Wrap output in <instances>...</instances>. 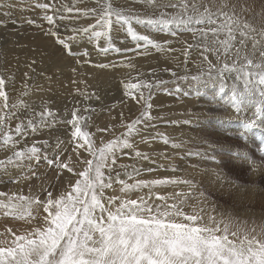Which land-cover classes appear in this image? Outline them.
<instances>
[{"label": "rangeland", "instance_id": "obj_1", "mask_svg": "<svg viewBox=\"0 0 264 264\" xmlns=\"http://www.w3.org/2000/svg\"><path fill=\"white\" fill-rule=\"evenodd\" d=\"M14 1L21 3H17L18 5L15 6L9 0L8 3L6 0H0V4L2 2L0 5L2 16L0 17V42L10 43L9 40L12 36L18 34L15 39L18 37L22 42L24 41L26 47L32 48V53L38 52L37 60L40 59L41 63L52 62V65L59 63L57 67L63 65L60 64V61L66 56L68 58L79 57L73 52L74 48L77 53L76 49L80 47L76 48V46L79 42L81 45H85L84 48H81V52L85 55V52L88 51L90 54L85 55L84 58L79 57L76 62L70 61V65L68 64L71 71H80L82 68L81 73L62 74L58 76L59 78L48 81L50 87L46 84L41 86L42 91H49L56 97L60 93L63 97L69 98L64 105L66 111L64 108L60 109H64V113L74 115V117L80 118V121L82 120L81 127L83 125V128H80L84 136L86 135L84 146L86 149L82 147L81 143L78 144L81 140L80 131L76 132V137L69 136L70 130L55 134L46 132L51 137L27 132L16 143L15 139L22 134L25 130L23 127L27 125L18 121L14 132H12L6 129L11 127L13 120H10L7 125H3V122L0 123L2 131H7L6 135L9 136L0 135V149L6 144L7 149L14 147L13 151L0 150V248L19 256L22 260L20 264H264V173L258 175L256 179H252V174L247 168L230 159L217 160L214 154H209L208 146L206 148V141L229 144L227 142L229 139L230 142L236 143L241 150H245L244 152L255 156L258 161H264V144L261 143L262 140H258L261 134L259 132L256 134L254 130L256 140L249 136L248 140L252 141L248 142L246 131L243 132L241 129L228 131L229 134H226L228 136L230 134L239 136L238 138H236L237 136L228 138L225 134H217V136L213 130L205 126L207 122V124L215 122L222 124L223 116H226L229 120L231 118L232 121L235 120L254 127L252 120L257 115L254 121L257 122V125L254 128L264 131V118L262 117L264 108L262 104H259V99H264V93H261L258 87V85L262 86L264 80L258 78L262 82L257 81L258 84H253L252 87L251 84L245 83L239 77L232 79V86L229 87L230 89L227 88L229 92H233L231 94L237 93L236 90L241 92L240 95L235 94L234 96V105L236 106L234 108L236 109L242 107L238 97L246 95L251 114H241L240 116L232 111V114L235 113V116L234 114L232 116L230 111L219 108L220 102L212 101L210 104H206L200 98L203 96L206 100H212V97H214L213 99L218 98L220 93V100L228 94V91L225 93L226 91L223 90L225 87L223 78L220 79L219 75L221 70L226 71L229 66L226 61L227 54L217 52L213 56L206 55L207 46L205 44L208 45V42L203 38L210 34L211 30L204 25L205 21L209 19H202L197 14L202 0H192V2H190L191 0H164L163 3L166 5L169 2L173 5L181 3L176 7L178 9L173 10L174 13L165 4L157 5L158 1L160 4L163 0H144L142 3L139 2L140 0H130L129 6L127 5L129 0H125V2H121V0H30L32 5L36 6L35 8H29L30 5L26 4L30 2L28 0ZM114 6L116 7L114 8ZM110 7L121 10L120 14L124 13L126 19L133 18L134 21L117 16L115 25H113V19L105 16L106 13L111 14ZM195 7H199L198 10H195ZM204 7L208 8L209 5ZM17 10H20L21 14ZM76 10L77 12H74ZM81 10L86 13L94 12L88 15V19L87 16L85 17V26L88 31L86 33L89 34V40L85 44L83 42L86 40H82L85 36L83 30L76 34L69 32L71 27H78L81 24L77 17L83 13ZM187 11L189 15L185 13ZM17 12L21 17L17 15ZM100 13L105 16L102 20H89L99 17ZM140 16L143 18L151 16L153 19L149 17V20L147 17L142 20ZM170 16H172L171 19ZM22 17L26 21L20 20ZM184 18H188L189 22L188 19L183 20ZM105 19L108 21L105 22ZM144 20L150 26L146 25ZM222 22H219L220 25L223 24ZM160 23L164 25H160ZM167 23H180L179 25L188 28L182 31L181 35H187L188 32L193 33L192 26L198 28L199 32L196 34L197 36L190 37L192 40L187 42L189 39H186V35L180 36L179 30L169 31L171 29L165 26ZM12 25L15 28H12ZM121 25L124 28L121 30L123 33H119L117 37L114 36V41L118 40V42H114L111 33H117L115 27L120 28ZM137 29L138 31H136ZM203 29L204 31H202ZM74 30H76L75 27L72 32ZM93 33L94 35H92ZM76 37L81 40L77 42ZM181 37H183V44L180 42L182 41ZM105 40L108 41L106 45L102 44V41ZM162 41H165L166 44ZM172 41L178 48H175L177 46L173 48L168 44ZM36 42L37 45H31ZM179 42L180 44H178ZM136 43L138 44L136 45ZM164 44L170 51L179 49L180 56L169 57L170 61H164L167 56L164 54L166 53ZM41 45L46 49H43ZM106 49L108 51L115 49L114 52L116 51L117 54L114 58L116 59H109L103 54L101 56L100 53L106 52ZM125 49L131 51H123ZM140 49L142 50L140 51ZM182 50H184V55H182ZM194 52L195 56H192ZM226 52L230 53L229 49ZM144 56L148 59L143 61ZM124 57L128 60L131 59L126 61ZM194 58L198 59L195 61ZM202 59L203 61L208 60L210 63L215 61V64L214 66L209 64L212 67L204 66ZM189 60L192 61L189 62ZM37 62L39 63V61ZM131 64L134 65L132 68ZM194 64L196 67L201 66L203 70L201 67L195 68ZM118 65L121 66L118 67ZM190 65H193L195 69L192 66L193 70H191ZM216 65H218V72L215 69ZM122 66H126V69L122 70ZM162 67L161 71H165V73L159 72L160 70L155 71ZM124 72L130 74L125 75ZM142 73L145 74L142 75ZM69 74L73 76L70 78ZM132 77L138 81L134 82ZM128 78L131 79V82H127ZM114 82L116 84H113ZM218 84L223 85L221 87L223 91L215 90L219 88ZM226 84H228L227 81ZM209 85L214 89L208 88ZM215 85H218L217 88ZM138 87L142 88L141 91ZM206 87L207 91H205ZM226 87L228 86L226 85ZM262 88L264 89V87ZM124 89L125 91H123ZM137 93L138 95L140 93L141 97L137 96ZM214 93L218 95L216 96ZM84 94L87 95L84 96ZM81 96L84 98L81 99ZM135 101H139V105ZM173 105L175 107H172ZM138 106L140 107L138 108ZM57 108L59 109V107ZM53 110L56 109L49 106L46 114H43V118L49 120ZM170 116L176 118V121H173L175 125L172 124V119H168ZM43 121L40 119L34 124H29L27 128L42 125ZM66 121L68 123H66V127L70 126L69 120ZM189 121H191L190 124ZM51 123L59 124L56 121ZM164 125L166 127H163ZM149 128H154L158 132L153 136L146 132V129ZM243 128L245 127L243 126ZM185 131L190 134L188 135ZM73 132L71 130V134ZM168 132L171 133V136H166ZM177 134H180L182 138L171 139ZM184 136L190 140V146L181 142L182 139L186 140ZM191 136L194 138H189ZM171 140L177 144H171ZM202 140L204 141L202 142ZM212 142H210V147L213 151L218 152L219 150L216 151L215 147L221 144ZM235 160L238 162L237 159ZM124 177H128L130 181ZM119 182L124 183L119 184ZM252 186H257V190H254L255 188ZM74 196L76 197L74 204L68 203ZM4 202H9L10 205H3ZM28 203H39V210L31 215L27 208ZM156 204H163L164 209L170 207L171 210L168 214L152 216L156 215V212L151 215L147 208ZM50 208H53L52 212ZM175 214L181 217L176 218L173 216ZM34 237L39 238L45 250L36 256L30 250V240ZM243 248L246 250L244 251ZM238 252H242L246 257L245 255L240 256L241 253ZM4 261H0V264Z\"/></svg>", "mask_w": 264, "mask_h": 264}, {"label": "bare ground", "instance_id": "obj_2", "mask_svg": "<svg viewBox=\"0 0 264 264\" xmlns=\"http://www.w3.org/2000/svg\"><path fill=\"white\" fill-rule=\"evenodd\" d=\"M2 1V0H1ZM5 1V0H4ZM10 1V3L11 4H15V6H17L18 4H20L21 2H16V1H14V0H9ZM21 1H23V0H21ZM25 1H27V0H25ZM28 1H30V0H28ZM107 1V0H106ZM118 1V0H117ZM139 1V0H138ZM142 1H144V0H140L139 2L140 3H142ZM158 1V0H157ZM160 1H162V0H160ZM169 1H172V0H169ZM6 2L8 3V0H6ZM73 2V1H72ZM109 2V1H108ZM121 2H125V0H121ZM147 2H149V1H147ZM159 2V1H158ZM158 2H157V5L159 6V5H161V4H165L166 5V3H163L164 2V0L160 3V4H158ZM166 2V1H165ZM190 2H192V0L190 1ZM189 2V3H190ZM201 3H200V10H198V8L199 7H195L194 9L196 10H198L199 12L197 13L199 16H200V18H202V19H205V18H208L209 20L208 21H205L206 23L204 24V25H206V28H210V30H211V33L210 34H207V35H205V37L203 38V40L204 41H207L208 42V45H206L205 44V46H207V48H206V55L208 54V55H216L217 54V52L218 53H220V54H227L226 56V61L229 63V66H228V69H226V71H220V75H219V78L221 79V78H223V83H224V86L225 87H223V85H219V88L218 89H215V90H218L219 92L220 91H226L225 93H227V91H228V94L225 96V97H221L222 99H220L219 100V96L221 95L220 93H219V96H218V98H215V99H213L214 97H212V100H209L208 98V100H206L205 98H203V96L202 97H200V98H202V100H204V103H206V104H210V102H212V101H218V102H220V104H219V108H221V109H225V110H228V111H230L231 112V114L230 115H232L233 116V114H234V116H235V113L236 114H240V116H241V114H251L252 112H251V110H250V108H249V103H248V99H247V97H246V95H243L242 97L241 96H237L238 97V100H239V102H240V104L242 105V107L241 108H234V96H235V94L236 95H240V91H238V90H236L235 88H234V90H236L237 91V93H235V94H231V93H233V92H229V90L227 89V88H229V87H231L232 85H231V81H232V79H237V78H239V77H241V80L242 81H244L245 83H248V84H251V86L253 87V84H255V85H257L258 84V82H262V81H260V80H264V0H202V1H200ZM18 3V4H17ZM25 3V2H24ZM114 3V2H113ZM129 3H131V1L129 0V2H127V5L129 4ZM168 3V2H167ZM196 3V2H195ZM1 4H2V2H1ZM0 4V5H1ZM26 4H28V5H30L29 6V8H35L36 6L35 5H32V2L30 1V2H27ZM82 4V3H81ZM109 4H110V2H109ZM115 4V3H114ZM113 4V5H114ZM134 4V3H133ZM27 5V6H28ZM78 5V4H77ZM76 5V6H77ZM111 5V4H110ZM152 5V4H151ZM150 5V6H151ZM178 5H181V3L180 2H178L177 3V5H173V4H170V2H169V4L168 5H166V6H168V7H170L169 8V10L171 11V12H175V11H173V10H175V9H178V8H176ZM190 5H191V3H190ZM198 5V4H197ZM205 5H209V7L208 8H206V7H204ZM25 6V5H24ZM23 6V7H24ZM107 6H108V4H107ZM106 6V7H107ZM118 6V5H117ZM129 6V5H128ZM141 6V5H140ZM143 6V5H142ZM153 6V5H152ZM192 6V5H191ZM41 7V6H40ZM40 7H38V8H40ZM85 7V6H84ZM116 6H114V8H115ZM145 7L147 8V5H145ZM163 7V6H162ZM165 7V6H164ZM194 7V6H193ZM37 8V9H38ZM68 8H69V6H68ZM105 8V7H104ZM118 8V7H117ZM121 8V7H120ZM144 8V7H143ZM161 8V7H160ZM172 8V9H171ZM3 9V8H2ZM40 9H42V8H40ZM63 10H64V8H62ZM65 9H67L66 7H65ZM77 9V8H76ZM80 9H81V7H80ZM85 9V8H84ZM87 9V8H86ZM85 9V10H86ZM151 9V8H150ZM12 10V9H11ZM68 10V9H67ZM75 10V9H74ZM103 10V9H102ZM105 10V9H104ZM13 11V10H12ZM17 11H19L20 12V10H17ZM25 11H26V9H25ZM66 11V10H65ZM82 11V10H81ZM109 11V10H108ZM119 11H121V10H119V9H113V8H111L110 7V11L109 12H111V14L110 13H106L107 15H105V16H107V18H112L113 19V25H115V21H116V18H117V16H122V18H124V19H126L127 17H124L125 15H124V13H123V15L122 14H120V12ZM123 11H124V9H123ZM150 11H153V10H150ZM177 11V10H176ZM189 11H191V10H189ZM28 12V11H27ZM49 12V11H48ZM74 12H77V10L76 11H74ZM78 12H79V10H78ZM83 13H80L81 15L80 16H77V17H79V22H81V24L77 27V26H74L75 27V29L76 30H74L73 32H72V30H73V28L71 27L69 30V32H71V33H75L76 34V32H78V31H82L83 30V34H85V36L83 37L84 39H82V40H86V41H84L83 43L85 44V43H87L88 42V40H89V38H88V36H89V34H87L88 33V31L86 30V26H85V23H86V16H87V19L89 18V16L88 15H91V13L93 14L94 12H90V13H86V12H84V11H82ZM128 12V11H127ZM154 12V11H153ZM193 12V11H192ZM191 12V13H192ZM18 13V12H17ZM137 13V12H136ZM146 13V12H145ZM186 14H188V11L187 12H185ZM190 13V14H191ZM20 14H21V12H20ZM54 14V13H53ZM75 14V13H74ZM77 15H78V13H76ZM120 14V15H119ZM132 14V13H131ZM147 14H149V13H147ZM156 14V13H155ZM213 14V15H212ZM215 14V15H214ZM17 15H19V13L17 14ZM51 15V14H50ZM68 15V14H67ZM181 15H183V14H181ZM189 15V14H188ZM187 15V16H188ZM192 15V14H191ZM212 15V16H211ZM20 17H21V15H19ZM23 16V15H22ZM27 16V15H26ZM40 16V15H39ZM105 16H103V14H99V17H97V18H90L89 20L90 21H93V20H102V18H104ZM130 16V15H129ZM132 16V15H131ZM130 16V17H131ZM153 16V15H152ZM156 16V15H155ZM180 16V15H179ZM185 17H186V15H184ZM194 16V15H193ZM195 16H197V15H195ZM0 17H2L1 16V13H0ZM7 17V16H6ZM24 17V16H23ZM22 17V19H20V20H23L24 18ZM44 17V16H43ZM46 17H48V16H46ZM52 17V16H51ZM141 17V16H140ZM148 17V16H147ZM146 16H145V18H143V17H141V19L143 20V19H146L147 18ZM150 18H152L151 16H149ZM148 17V18H149ZM171 17L172 16H170V19H171ZM177 17H178V15H177ZM176 17V18H177ZM5 18V17H4ZM15 18V17H14ZM17 18V17H16ZM19 18V17H18ZM29 18V17H28ZM98 18H100V19H98ZM121 18V17H120ZM150 18H149V20H150ZM157 18V17H156ZM159 18V17H158ZM167 18V17H166ZM41 19V18H40ZM65 19V18H64ZM70 19V18H69ZM72 19V18H71ZM112 19H110V20H112ZM128 19H131V18H128ZM128 19H126V20H128ZM133 19V18H132ZM131 19V20H132ZM140 19V18H139ZM153 19V18H152ZM160 19V18H159ZM188 19V18H187ZM187 19H183V20H187ZM193 19V18H192ZM195 19V18H194ZM25 21H26V19H24ZM48 20V19H47ZM74 20V19H73ZM180 20V19H179ZM206 20V19H205ZM17 21V20H16ZM28 21V20H27ZM38 21V20H37ZM61 21V20H60ZM106 21H108V20H106L105 19V22ZM132 21H134V20H132ZM141 21V20H140ZM155 21V20H154ZM153 21V22H154ZM165 21V20H164ZM169 21V20H168ZM173 21V20H172ZM198 21V20H197ZM200 21V20H199ZM198 21V22H199ZM220 21H223L222 23L223 24H221L220 25ZM89 22V21H88ZM97 22V21H96ZM111 22V21H110ZM144 22H145V20H144ZM152 22V21H151ZM160 22V21H159ZM180 22V21H179ZM188 22H189V19H188ZM5 23V22H4ZM19 23V22H18ZM20 23H22V22H20ZM44 23H45V21H44ZM68 23V22H67ZM104 23V22H103ZM102 23V24H103ZM130 23H131V21H130ZM141 23V22H140ZM143 23V22H142ZM146 23V22H145ZM145 23H144V25H145ZM177 23V22H176ZM187 23V22H186ZM14 24V23H13ZM15 24H17L16 22H15ZM25 24H26V22H25ZM27 24H28V22H27ZM38 24V23H37ZM46 24H48V23H46ZM45 24V25H46ZM133 24V23H132ZM152 24V23H151ZM180 24V23H179ZM179 24H175V23H167V25H165V26H167V28L168 29H171V30H169V31H173V29H176V30H179V34H180V36H185L186 34H183V35H181V32L182 31H185L186 29H188V28H186L185 26H181V25H179ZM182 24V23H181ZM191 25H192V23H190ZM215 24H218L219 26H216ZM23 25V24H22ZM29 25V24H28ZM33 24H31V26H32ZM43 25V24H42ZM61 25V24H60ZM93 25V24H92ZM144 25H142V26H144ZM146 25H149L150 26V24H147L146 23ZM145 25V26H146ZM160 25H164V24H161L160 23ZM213 25V26H212ZM1 26V25H0ZM3 26V25H2ZM18 26H20V25H18ZM24 26V25H23ZM27 26V25H26ZM38 26V25H37ZM65 26V25H64ZM94 26V25H93ZM108 26V25H107ZM131 26V25H130ZM144 26V27H145ZM152 26V25H151ZM190 26V25H189ZM198 26V25H197ZM29 27V26H28ZM33 27V26H32ZM39 27V26H38ZM44 27V26H43ZM95 27V26H94ZM164 27V26H163ZM7 28V27H6ZM9 28V27H8ZM12 28H15V26H13L12 25ZM17 28V27H16ZM35 28V27H34ZM97 28V27H96ZM132 28V30H133V27H131ZM148 28V27H147ZM154 28V27H153ZM192 28V31H193V33H191V32H188V34L186 35L187 36V38L186 39H189V40H187V42L188 41H190V37H192V36H194V35H196L198 32H199V29L198 28H196V27H191ZM202 28H203V26H202ZM205 28V27H204ZM26 29V28H25ZM24 29V30H25ZM90 29H92V28H90ZM89 29V30H90ZM101 29V28H100ZM124 30V28L122 27V25H121V27L120 28H117V27H115V31L117 32V33H111V36H118V34L119 33H123V32H121V30ZM130 29V28H129ZM144 29H146V28H144ZM162 29V28H161ZM164 29V28H163ZM166 29V28H165ZM214 29V30H213ZM4 30V29H3ZM6 30V29H5ZM39 30V29H38ZM51 30V29H50ZM57 30V29H56ZM119 30V31H118ZM128 30V29H127ZM151 30V29H150ZM14 31V30H13ZM86 31H87V33H86ZM95 31V30H94ZM110 31V30H109ZM133 31H135V29L133 30ZM136 31H138V29L136 30ZM175 31V30H174ZM202 31H204V29L202 30ZM207 31V30H206ZM7 32H9V31H7ZM6 32V33H7ZM68 32V33H69ZM92 32V31H91ZM99 32V31H98ZM102 32V31H101ZM125 32V31H124ZM130 32H132V31H130ZM201 32V31H200ZM13 33H15V32H13ZM67 33V34H68ZM71 33H69V34H71ZM173 33V32H172ZM172 33H171V35H172ZM178 33H176V35L178 34ZM11 34V33H10ZM17 34V33H16ZM46 34V33H45ZM67 34H64L65 36L67 35ZM74 34V35H75ZM82 34V35H83ZM110 34V33H109ZM136 34V33H135ZM153 34V33H152ZM152 34H150V35H152ZM156 34V33H155ZM174 34H175V32H174ZM173 34V35H174ZM5 35V34H4ZM4 35H2V36H4ZM18 35V34H17ZM17 35H14V36H12V38L9 40L10 41V43H3V42H0V123L1 122H3L2 124L3 125H7V123H10V120H13L12 122H11V127L10 128H7L6 130L7 131H9V130H11L12 132H14V130H15V128H16V126H17V122L18 121H21L22 123H24V124H26L27 126L29 125V124H34V123H36V122H38L40 119H43L44 121L41 123L42 125H37V126H33V127H30V129H28L27 128V126H25V127H23L25 130V132L23 131L22 132V134L20 135V136H18L17 137V139H15V141H16V143H17V141L19 140V138L20 137H24L25 135L24 134H26L27 132L30 134V133H34V134H39V135H41V136H50L48 133H46V132H49V133H52V134H55V133H57V132H60V131H62V132H67L68 130H70V132H69V136H75V134H76V132H78V131H80L81 132V134H80V136H81V140L78 142V144L79 143H81L82 144V147H84L85 146V144H86V142H85V136H84V134L82 133V131H81V128H83V125H82V127H81V124H82V120L80 121L79 119L80 118H78V117H74V115H71V114H67V113H64V105L66 104V101H68V97H63L60 93H58V97H60V98H58V97H56V96H54V95H52L49 91L47 92H45V91H42L43 89H41V86H43L44 84H46V86L47 85H49V83H48V81L49 80H51V81H53V79L55 80V78H57L58 76H60V75H62V74H68V73H74L73 75H75V73H78V72H80L81 71V69L82 68H80V71H71V70H69V67L70 66H68V64L70 63V61H74V62H76L78 59H79V57H83L84 58V56L86 55H88L89 54V52L88 51H86L85 52V55H84V53L83 52H81V48H84V46L85 45H81L80 43L81 42H79L81 39L79 38V37H76L77 38V42H79L78 44H77V46H76V48H79V49H76L77 50V53L74 51V48H73V52L75 53V54H77L79 57L77 58V56L73 59V58H68L67 56H66V58H63V59H61V63L60 64H63L61 67H57V65H59V63L58 64H53L52 65V62H45V63H41L40 61V59L39 60H37V57H39V54H38V52H36L35 54L34 53H32L33 51H32V48H30V47H26L24 44H25V42L23 41H21L20 40V38H16L15 39V36H17ZM52 35V34H51ZM50 35V36H51ZM62 35V34H61ZM90 35H91V33H90ZM92 35H94V33L92 34ZM108 35V34H107ZM149 35V36H150ZM32 36V35H31ZM49 36V37H50ZM65 36H62V37H65ZM69 36V35H68ZM76 36V35H75ZM101 36V35H100ZM110 36V35H109ZM122 36V35H121ZM121 36H120V38H121ZM125 36V35H124ZM144 36V35H143ZM154 36V35H153ZM166 36V35H165ZM178 36V35H177ZM197 36V35H196ZM200 36V35H199ZM70 37V36H69ZM95 37V36H94ZM93 37V38H94ZM104 37H106V35H104ZM152 37V36H151ZM156 37H158V36H156ZM179 37V36H178ZM34 38H37V37H35L34 36ZM52 38V37H51ZM71 38V37H70ZM73 38H75V37H73ZM107 38V37H106ZM120 38H119V40H120ZM146 38H148V37H146ZM161 38V37H160ZM159 38V39H160ZM168 38H170L169 36H168ZM183 37H181V39H182ZM185 38V37H184ZM199 38V37H198ZM201 38V37H200ZM59 39V38H58ZM91 39H92V37H91ZM101 39H103V38H101ZM123 39V38H122ZM162 39V38H161ZM194 39V38H193ZM3 40V39H2ZM7 40V39H6ZM55 40V39H54ZM75 41H76V39H74ZM93 40V39H92ZM113 41L115 40V37L112 39ZM128 40V39H127ZM163 40H164V38H163ZM172 40V39H171ZM178 40V39H177ZM192 40V39H191ZM117 42H118V40H116ZM116 41H114V42H116ZM122 41V40H121ZM130 41V40H129ZM161 41V40H160ZM170 41V40H169ZM198 41V40H197ZM28 42V41H27ZM30 42V41H29ZM28 42V43H29ZM58 42V41H57ZM107 40H105V41H102V44H107ZM125 42V41H124ZM123 42V43H124ZM162 42H164L165 43V41H162ZM166 42H167V40H166ZM173 42L174 41H172V43H169L168 42V44H170V46L171 47H175V46H177L175 43V45L173 44ZM180 42H182V44H183V39H182V41H180ZM180 42L178 43V44H180ZM69 43V42H68ZM70 43H71V41H70ZM74 43H76V42H74ZM82 43V44H83ZM120 43H122V42H120ZM122 43V44H123ZM129 44L131 43V42H128ZM185 43H186V41H185ZM184 43V44H185ZM201 43H203V42H201ZM8 44H10L9 46H8ZM40 44H41V42H40ZM42 44H43V41H42ZM46 44V43H45ZM44 44V45H45ZM49 44V43H48ZM138 43H136V45H137ZM166 44V43H165ZM164 44V45H165ZM167 44V45H168ZM189 45H191L190 43H188ZM194 44V43H193ZM192 44V45H193ZM30 45V44H29ZM31 45H37V42L36 43H32ZM50 45V44H49ZM88 45V44H87ZM86 45V46H87ZM104 45V46H105ZM198 45H199V43H198ZM201 45V44H200ZM203 45V44H202ZM42 46V45H41ZM40 46V47H41ZM46 46V45H45ZM74 46V45H73ZM121 46V45H120ZM127 46H129V45H127ZM141 46V45H140ZM139 46V47H140ZM181 46V45H180ZM38 47V46H37ZM44 46H42V48H43ZM49 47V46H48ZM54 47V46H53ZM69 47V46H68ZM75 47V46H74ZM100 47V46H99ZM134 47H136L135 45H134ZM143 47V46H142ZM141 47V48H142ZM145 47V46H144ZM149 47H151V45H149ZM189 47V46H188ZM202 47V46H201ZM70 48V47H69ZM102 48V47H101ZM101 48H100V50H101ZM121 48V47H120ZM146 48V47H145ZM148 48V47H147ZM175 48H178V46L177 47H175ZM183 48V47H182ZM182 48H180V49H182ZM185 48H186V45H185ZM195 48H196V46H195ZM43 49H46V48H43ZM58 49V48H57ZM56 49V50H57ZM104 49V48H103ZM122 49V48H121ZM127 49V48H126ZM126 49L125 50H123V51H126ZM134 49V48H133ZM132 49V50H133ZM136 49V48H135ZM164 49L166 50H164L166 53H164V54H167V56H166V59L164 60V61H170V59H169V57L171 58V57H179L180 55H179V53H180V51H178L179 49H175L174 51H170V50H168L169 48L168 47H166V45L164 46ZM184 49V48H183ZM188 49V48H187ZM190 49V48H189ZM227 49H229V51H230V53L229 52H226L227 51ZM53 50V49H52ZM107 50V49H106ZM115 50V49H114ZM114 50L113 51H104V52H102V53H100V55L101 54H103V55H105V56H107V58H109V59H116V58H114L115 56H116V54H117V52L115 51L114 52ZM142 49H140V51H141ZM153 50V49H152ZM194 50V49H193ZM196 50V49H195ZM194 50V51H195ZM198 50H200V49H198ZM197 50V51H198ZM226 50V51H225ZM37 51V50H36ZM120 51V50H119ZM122 51V50H121ZM122 51V52H123ZM127 51H131V50H127ZM126 51V52H127ZM133 51H135V50H133ZM137 51H138V48H137ZM158 51H160V50H158ZM184 50H182V55H184V52H183ZM47 52H49V51H47ZM66 52H67V50H66ZM69 52H71L70 51V49H69ZM68 52V53H69ZM72 52V53H73ZM126 52H123V53H126ZM143 52V51H142ZM150 52V51H149ZM185 52H186V49H185ZM202 52V51H201ZM41 53V52H40ZM43 53V52H42ZM54 53H56V52H54ZM72 53H70L71 55H72ZM120 53V52H119ZM122 53V54H123ZM136 53V52H135ZM134 53V54H135ZM156 53V52H155ZM187 53V52H186ZM199 53H200V51H199ZM204 53V52H203ZM202 53V54H203ZM75 54H73V55H75ZM128 54V53H127ZM133 54V53H132ZM138 54H139V51H138ZM144 54V53H143ZM161 54V53H160ZM198 54V53H197ZM205 54V53H204ZM50 55V54H49ZM56 55V54H55ZM64 55H66V54H64ZM90 55V54H89ZM94 55V54H93ZM119 55V54H118ZM124 56H125V54H123ZM136 55V54H135ZM145 55H146V53H145ZM149 55H150V53H149ZM148 54H147V56H149ZM179 55V56H178ZM182 55H181V57H182ZM186 55V54H185ZM200 56H201V54H199ZM69 57H70V55H68ZM102 56V55H101ZM163 56V55H162ZM191 56V55H190ZM192 56H195V52L194 53H192ZM197 56V55H196ZM63 57V56H62ZM72 57V56H71ZM118 57H121V56H118ZM126 57H128V56H126ZM132 57H133V59H134V56L132 55ZM136 57V56H135ZM145 57V56H144ZM160 57V56H159ZM198 57V56H197ZM210 57V56H209ZM52 58V57H51ZM56 58V57H55ZM122 58V57H121ZM120 58V59H121ZM125 58V57H124ZM158 58V57H157ZM165 58V57H164ZM184 58V57H183ZM191 58V57H190ZM199 58V57H198ZM198 58H196V59H198ZM205 58V57H204ZM206 58H208V57H206ZM205 58V59H206ZM93 59V58H92ZM101 59V58H100ZM126 59V58H125ZM131 59V58H130ZM129 59V60H130ZM148 59V57L146 58L145 57V59L143 58V61L144 60H147ZM161 59H163V58H161ZM185 59H187V58H185ZM195 59V58H194ZM196 59H195V61H196ZM83 60H85V59H83ZM87 60V59H86ZM128 59H126V61H129ZM135 60V59H134ZM138 60V59H137ZM153 60V59H152ZM177 60H178V58H177ZM192 60H193V57H192ZM192 60H189V62L190 61H192ZM211 60H212V58H211ZM37 61H39V63L37 62ZM111 61V60H110ZM115 61V60H114ZM142 61V62H143ZM163 61V60H162ZM163 61V62H164ZM171 61H172V59H171ZM173 61H174V58H173ZM179 61V60H178ZM183 61H184V59H183ZM188 61V60H187ZM198 61V60H197ZM200 61V60H199ZM201 61H203V59L201 60ZM216 61H217V59H216ZM56 62V61H55ZM59 62V61H58ZM121 62V61H120ZM124 62V61H123ZM148 62V61H147ZM154 62V61H153ZM158 62V61H157ZM175 62V61H174ZM186 62V61H185ZM188 62V63H189ZM193 62H194V60H193ZM78 63V62H77ZM116 63V62H115ZM118 63V62H117ZM126 63V62H125ZM133 64H135L134 62H132ZM182 63V62H181ZM187 63V62H186ZM192 63V62H191ZM227 63V64H228ZM79 64V63H78ZM127 64H129L128 62H127ZM133 64H131V68H132V65ZM141 64V63H140ZM144 64V63H143ZM145 64H146V61H145ZM171 64V63H170ZM178 64H180V63H178ZM193 64V63H192ZM202 64L205 66V65H208L209 67L211 66V65H209V64H212L213 66H214V64H215V61L213 62L212 61V63H210V62H208V60L206 61V60H204L203 62H202ZM202 64H200V65H202ZM70 65V64H69ZM90 65V64H89ZM113 65H114V63H113ZM123 65V64H122ZM125 65V64H124ZM172 65V64H171ZM182 65V64H181ZM187 65V64H186ZM196 64H194V66H195ZM202 65V66H203ZM223 65V64H222ZM73 66V65H72ZM71 66V67H72ZM78 66V65H77ZM112 66V65H111ZM121 66V65H120ZM119 65H118V67H120ZM130 66V65H129ZM134 66V65H133ZM162 66V65H161ZM172 66H175V64L174 65H172ZM193 66V65H192ZM192 66L190 65V68H191V70H193L192 69ZM194 66H193V68H194ZM197 66H199V65H197ZM78 67H80V66H78ZM117 67V68H118ZM126 67V66H125ZM125 67H121L122 68V70H125L126 68ZM142 67V66H141ZM199 67H201V66H199ZM199 67H196L195 66V68H199ZM212 67V66H211ZM226 67V66H225ZM73 68V67H72ZM120 68V69H121ZM128 68V67H127ZM133 68H135V67H133ZM170 68V67H169ZM173 68H175V67H173ZM178 68V67H177ZM180 68V67H179ZM187 68V67H186ZM189 68V69H190ZM194 68V69H195ZM202 68V67H201ZM218 65H216L215 66V69H216V71L218 72ZM111 69V68H110ZM119 69V68H118ZM154 69V68H153ZM163 69V67L162 68H157V69H155V71H159V72H161V73H165V71H161ZM171 69V68H170ZM189 69H187V70H189ZM15 70V71H14ZM59 70V71H58ZM108 70V69H107ZM128 70V69H127ZM130 70V69H129ZM135 70V69H134ZM178 70V69H177ZM176 70V71H177ZM202 70H203V68H202ZM206 70H208V69H206ZM205 70V71H206ZM14 71V72H13ZM118 71H121V70H118ZM132 71V70H131ZM214 71V70H213ZM60 72V73H59ZM105 72V71H104ZM112 72V71H111ZM130 72V71H129ZM135 72H137V71H135ZM145 72V71H144ZM148 72V71H147ZM178 72H179V70H178ZM185 72V71H184ZM222 72H224L225 74H221ZM81 73V72H80ZM123 73V72H122ZM132 73V72H131ZM169 73V72H168ZM180 73H183V72H180ZM215 73V72H214ZM124 74H125V72H124ZM126 74H128V72L126 73ZM125 74V75H126ZM130 74V73H129ZM128 74V75H129ZM133 74H134V71H133ZM138 74V73H137ZM137 74H136V78L138 77L137 76ZM143 74H145V73H142V75ZM155 74V73H154ZM70 75V78H71V76H73V75H71V74H69ZM77 75V74H76ZM132 75V74H131ZM141 75V74H140ZM238 75H240V76H238ZM67 76V75H66ZM124 76V75H123ZM133 76V75H132ZM211 76V75H210ZM79 77V76H78ZM82 77V76H81ZM127 77V76H126ZM134 77H135V74H134ZM215 77V76H214ZM59 78V77H58ZM125 78V77H124ZM123 78V80H126V79H124ZM133 78V77H132ZM258 78H260V80L258 79ZM84 79V78H83ZM120 79V78H119ZM129 79V78H128ZM134 79V82H135V80H137V79H135V78H133ZM139 79V78H138ZM141 79V78H140ZM139 79V80H140ZM148 79H149V77H148ZM80 80V79H79ZM131 79H129V81L127 80V82H131L130 81ZM138 81V80H137ZM150 81V80H149ZM213 81V80H212ZM226 81H227V83L228 84H226ZM258 81V82H257ZM106 82V81H105ZM112 82V81H111ZM123 82V81H122ZM217 82H218V80H217ZM234 82V81H233ZM255 82H257V83H255ZM82 83V82H81ZM124 83H126L125 81H124ZM133 83V82H132ZM137 83V82H136ZM159 83V82H158ZM43 84V85H42ZM103 84H104V82H103ZM113 84H116L115 82L113 83ZM248 84H246V85H248ZM101 85V84H100ZM124 85V84H123ZM140 85V84H139ZM214 85V84H213ZM217 85V86H218ZM226 85L228 86V87H226ZM45 86V85H44ZM51 85H49V87H50ZM82 86V85H81ZM128 86V85H127ZM202 86V85H201ZM210 86V85H209ZM217 86L215 85V87L217 88ZM249 86V85H248ZM48 87V88H49ZM53 87V86H52ZM118 87V86H117ZM155 87V86H154ZM221 87H223L224 89L223 90H221ZM257 87V86H256ZM258 87H259V90L261 91V93L263 92L264 93V89L262 88V87H264V82H263V84H262V86L260 87V85H258ZM257 87V88H258ZM46 88V87H45ZM89 88V87H88ZM129 88V87H128ZM134 88V87H133ZM132 88V89H133ZM198 88V87H197ZM196 88V89H197ZM208 88H212V89H214V87L213 86H210V87H208ZM255 88V87H254ZM47 89V88H46ZM114 89V88H113ZM138 89L140 90V89H142V88H140V87H138ZM138 89H137V92H138ZM152 89V88H151ZM192 89V88H191ZM190 89V90H191ZM230 89V88H229ZM232 89V88H231ZM90 90V89H89ZM131 90V89H130ZM203 90V89H202ZM208 89H207V87H206V90L205 91H207ZM233 90V89H232ZM122 91V90H121ZM120 91V92H121ZM123 91H125V89L123 90ZM134 91H135V89H134ZM141 91V90H140ZM153 91H154V88H153ZM198 91V90H197ZM127 92V91H126ZM132 93H133V91H131ZM136 92V91H135ZM151 92V91H150ZM203 92V91H202ZM211 92V91H210ZM87 93V92H86ZM196 93H198V92H196ZM204 93V92H203ZM207 93V92H206ZM215 93H216V91H215ZM214 93V94H215ZM76 94V93H75ZM97 94V93H96ZM135 94V93H134ZM201 94V93H200ZM209 94V93H208ZM207 94V95H208ZM212 94V93H211ZM83 95V94H82ZM85 95H87V94H84V96ZM142 95V94H141ZM192 95V94H191ZM216 96L218 95V94H215ZM223 95V94H222ZM72 96V95H71ZM77 96V95H76ZM137 96H140V93H139V95H138V93H137ZM200 96V95H199ZM79 97H80V95H79ZM82 97L83 96H81V99H82ZM141 97V96H140ZM190 97V96H189ZM197 97V96H196ZM206 97H208V96H206ZM62 98V99H61ZM84 98V97H83ZM194 98H195V96H194ZM236 98V97H235ZM243 98V99H242ZM64 99V100H63ZM73 99V98H72ZM76 99H78V98H76ZM140 99V98H139ZM142 99V98H141ZM166 99V98H165ZM91 100V99H90ZM78 101V100H77ZM80 101V100H79ZM176 101V100H175ZM179 101V100H178ZM252 101V100H251ZM90 102V101H89ZM98 102V101H97ZM191 102V101H190ZM202 102V101H201ZM238 102V101H237ZM135 103H139V101H135ZM177 103V102H176ZM216 103V102H215ZM48 104V105H47ZM136 104V105H137ZM143 104V103H142ZM183 104V103H182ZM238 104V103H237ZM259 104H262V107L264 108V99H259ZM139 105V104H138ZM178 105H180V104H178ZM201 105V104H200ZM200 105H197V106H200ZM240 105V106H241ZM51 107V108H54V109H56V110H53V113H51V115H52V117L51 118H49V120H46V118L44 119L43 118V114H46V110H47V108L48 107ZM183 106V105H182ZM205 106V105H204ZM218 106V105H217ZM216 106V107H217ZM239 106V105H238ZM57 107H59V109L57 108ZM140 106H138V108H139ZM165 107V106H164ZM172 107H175L174 105L172 106ZM180 107V106H179ZM236 107V106H235ZM252 107H253V105H252ZM34 108V109H33ZM60 108H64V109H60ZM143 108V107H142ZM166 108V107H165ZM164 108V109H165ZM194 109H195V107H193ZM200 108V107H199ZM206 108H207V106H206ZM33 109V110H32ZM85 109V108H84ZM84 109H83V111H84ZM136 109V108H135ZM167 109V108H166ZM193 109V110H194ZM202 109H204V108H202ZM202 109H200V110H202ZM168 110V109H167ZM187 110V109H186ZM192 110V111H193ZM213 110H214V108H213ZM219 110V109H218ZM253 110H255V108L253 107ZM58 111V112H57ZM65 111H66V109H65ZM135 111V110H134ZM136 111H138V110H136ZM195 111H197L196 109H195ZM232 111L233 112H235V113H233L232 114ZM56 112H57V114H56ZM164 112H166V111H164ZM218 112V111H217ZM224 112V111H223ZM255 112V111H254ZM71 113V112H70ZM74 113V112H73ZM137 113V112H136ZM161 113V112H160ZM220 113V112H219ZM140 114V113H139ZM164 114V113H163ZM215 114V113H214ZM221 114V113H220ZM229 114V113H228ZM136 115V114H135ZM199 115H200V112H199ZM198 115V116H199ZM206 115H208V114H206ZM222 115V114H221ZM220 115V116H221ZM255 115V114H254ZM253 115V116H254ZM163 116V115H162ZM201 116V115H200ZM199 116V117H200ZM213 116V115H212ZM229 116V115H228ZM252 116V117H253ZM46 117V116H45ZM71 117V118H70ZM208 117H211V116H208ZM231 117V116H230ZM247 117V116H246ZM246 117H244V118H246ZM251 117V116H250ZM262 117L264 118V115H262ZM58 118H60V120H58ZM203 118H204V116H203ZM234 118V117H233ZM232 118V119H233ZM240 118V117H239ZM243 118V119H244ZM249 118V117H248ZM256 118H257V115H256ZM256 118L254 119V120H252V124H254V127L257 125V122H254L255 120H256ZM261 118V117H260ZM168 119H172V124H174L175 125V123H173V121L175 122L176 120V118H174V117H172V116H170ZM201 119V118H200ZM242 119V120H243ZM66 120H69V124H71L70 126H68V127H66V125L68 124L67 123V121ZM179 120H180V118H179ZM209 120V119H208ZM221 120V119H220ZM55 122L56 121V123L57 122H59V124L58 125H56V124H52L51 122ZM204 121V120H203ZM210 121V120H209ZM223 123L221 124V123H219V122H215L214 124H207L206 122H204V123H206L205 124V126H206V128H210L211 130H213V133H216V135L217 134H227L228 133V131H232V130H238V129H241V130H243V132H245V133H247V141L249 142L250 140H248V137L249 136H251V138L252 139H255L254 138V130H255V133L256 132H259L260 134H261V136L258 138V140L259 141H261V143L262 144H264V131L263 130H260V129H255L254 127H252V126H249V125H244V123H241V122H237V121H235V120H231V118H230V120L229 119H227L226 118V116H223ZM248 121V120H247ZM246 121V122H247ZM264 121V120H263ZM185 122V121H184ZM67 123V124H66ZM191 123V121H189V124ZM193 123V122H192ZM203 123V124H204ZM262 123V122H261ZM178 124H179V122H178ZM184 124V123H183ZM185 124H188V123H185ZM188 124V125H189ZM258 124H260L259 122H258ZM155 125V124H154ZM153 125V126H154ZM157 125V124H156ZM177 125V124H176ZM181 125H182V122H181ZM188 125H187V127H188ZM192 125V124H191ZM190 125V126H191ZM245 127V128H243V126ZM251 125V124H250ZM264 125V124H263ZM24 126V125H23ZM178 126V125H177ZM176 126V127H177ZM180 126V125H179ZM183 126V125H182ZM81 127V128H80ZM161 127V126H160ZM163 127H166V125H164ZM172 127V126H171ZM169 128V127H168ZM181 128H184V127H181ZM243 128V129H242ZM4 129V128H3ZM161 129V128H160ZM159 129V130H160ZM172 129V128H171ZM193 129H196L195 127H193ZM202 129H203V127H202ZM71 130H73L74 132H73V134H71ZM185 130V129H184ZM191 130V129H190ZM1 131H2V127L0 126V135L1 136H4V137H9V136H7L6 134H8V132L7 131H2V133H1ZM38 131H39V133H38ZM84 131V130H83ZM204 131V130H203ZM210 131V130H209ZM146 132H148V133H150L151 135H153V134H155V133H157L156 132V129H154V128H149V129H146ZM162 132V131H161ZM178 132V131H177ZM187 134H188V132L187 131H185ZM190 132V131H189ZM206 132H207V130H206ZM3 133H4V135H3ZM164 133V132H163ZM181 133H184V132H181ZM210 133V132H209ZM190 134V133H189ZM188 134V135H189ZM194 134H195V130H194ZM197 134V133H196ZM211 134V133H210ZM229 134V133H228ZM256 134H258V133H256ZM160 135H161V133H160ZM168 135H170L171 136V133L170 132H168L167 133V135L166 136H168ZM200 135V134H199ZM198 135V136H199ZM27 136V135H26ZM154 136V135H153ZM186 136V135H185ZM184 136V137H185ZM208 136V135H207ZM206 136V137H207ZM218 136V135H217ZM216 136V137H217ZM228 138H231V137H236V136H232V134H230V136H228V135H226ZM255 136H257L258 137V135H255ZM51 137V136H50ZM66 137V136H65ZM70 137V138H71ZM76 137V136H75ZM151 137V136H150ZM165 137V136H164ZM220 137V136H219ZM239 136H237L236 138H238ZM180 138H182L181 137V135L180 134H177V135H174V136H172V138L171 139H175V140H179ZM189 138H194V137H189ZM188 138V139H189ZM208 138V137H207ZM222 138H223V136H222ZM69 139V138H68ZM185 139L186 140H184V139H182V141L181 142H184V144L186 145V146H190L191 145V143H190V140H187V138L185 137ZM196 139V138H195ZM201 139H203V137H201ZM205 139V138H204ZM209 139H210V137H209ZM226 139V138H225ZM224 139V140H225ZM153 140H155V139H153ZM174 140V141H175ZM216 140V139H215ZM241 140V139H240ZM256 140V139H255ZM258 140H257V142H258ZM76 141V140H75ZM74 141V142H75ZM195 141H197V140H195ZM204 140H202V142H203ZM226 141V140H225ZM246 141V140H245ZM246 141V142H247ZM252 141V140H251ZM66 142V141H65ZM68 142V141H67ZM155 142H156V140H155ZM171 142V144L173 143L174 145H176L177 143H174L172 140L170 141ZM210 142H212V141H206V148H207V146H208V148L210 149V150H212V147H210ZM227 142H229V144H227V143H225V142H223V143H221V142H218V141H215V143L216 144H221L220 146H217V147H215V149H216V151L217 150H219L218 152H215V151H210V150H208V152H209V154H214V156H215V158L217 159V160H224V159H230V160H233L234 162H236V163H238L239 165H242V166H244V168H247L250 172H251V177H252V179H256L257 177H258V175H260V174H263L264 173V161L262 160V161H258L256 158H255V156H252L251 154H249L248 152L246 153V152H244L245 150H241V148H239L238 147V145L236 144V143H234V142H230V140L228 139V141ZM212 143H214V142H212ZM214 143V144H215ZM239 143V142H238ZM77 144V145H78ZM152 144V143H151ZM243 144V143H242ZM248 144V143H247ZM73 145V144H72ZM213 145V144H212ZM249 145V144H248ZM6 146H7V144L4 146V147H2L0 150L1 151H13L14 150V147H12L11 149H7L6 148ZM194 146V145H193ZM80 147H81V145H80ZM203 147V146H202ZM201 147V148H202ZM243 147V146H242ZM85 149H86V147H84ZM158 149H159V147H157ZM245 148V147H244ZM264 148V147H263ZM77 149V148H76ZM202 149H204V148H202ZM79 150V149H78ZM81 150H83V149H81ZM133 150V149H132ZM199 150V149H198ZM247 150V149H246ZM1 153V152H0ZM78 153V152H77ZM80 153H82L81 151H80ZM264 153V152H263ZM218 155L220 156L221 155V157H218ZM263 156V155H262ZM221 158V159H220ZM80 159H81V157H80ZM235 159H237L238 160V162L235 160ZM261 159H262V157H261ZM8 160V159H7ZM78 161V160H77ZM80 163H82V162H80ZM80 163H79V166H80ZM81 165H83V164H81ZM80 169H81V167H80ZM7 174H8V172H7ZM6 174V175H7ZM122 175L124 176V173H122ZM17 178V177H16ZM124 178H126L128 181H130L129 179H128V177H124ZM131 178V177H130ZM21 179V178H20ZM133 179V178H132ZM132 179H131V181H132ZM18 180V179H17ZM121 181H123V180H121ZM126 181V180H125ZM82 182V181H81ZM121 183H124V182H121ZM120 182H119V184H121ZM252 188H255L254 190H257V186H252ZM76 199V197L74 196L68 203H71V204H74V200ZM3 205H10V203L9 202H4V203H2ZM27 208L29 209V211H30V213H31V215H33L36 211H38L39 210V203H28L27 204ZM147 210H148V212H149V214H154L155 212H156V215H152V216H160V215H162V214H168L169 212H170V210H171V208L170 207H167L166 209H164V205L163 204H156V205H153V206H151V207H149L148 206V208H147ZM47 211V210H46ZM50 211L52 212L53 211V208H50ZM174 217H176V218H180L181 216L180 215H178V214H175V215H173ZM30 244H31V246H30V250H31V253L33 254V255H37V254H40V253H43L42 251H45L44 250V246H43V244H42V242L39 240V238L38 237H34V238H32L31 240H30ZM243 246H244V244H242ZM243 250L245 251L246 249L245 248H243ZM238 253H241L240 254V256H243V255H245V254H242V252H238ZM245 257H246V255H245ZM243 258V257H242ZM245 259V258H244ZM3 260H5L2 264H20L21 262H22V260L19 258V256H17V255H13V254H11V252L10 251H7V250H5V249H3V248H0V261H3ZM243 260V259H242Z\"/></svg>", "mask_w": 264, "mask_h": 264}]
</instances>
